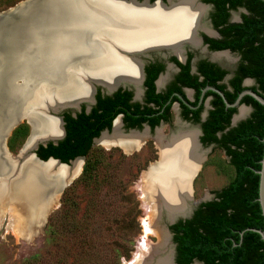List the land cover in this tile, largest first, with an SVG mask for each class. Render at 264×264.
Here are the masks:
<instances>
[{
    "label": "bare ground",
    "instance_id": "1",
    "mask_svg": "<svg viewBox=\"0 0 264 264\" xmlns=\"http://www.w3.org/2000/svg\"><path fill=\"white\" fill-rule=\"evenodd\" d=\"M44 2L40 7L43 9L41 12L38 6H32L30 11L32 21H36V29L44 31V38L37 41V37V42L34 41L33 44L34 51L21 66L19 76L22 84L7 83L0 98V139L17 124L15 115L19 112L18 109L22 107L23 113L26 106L31 107L26 110V116L33 129L26 148L42 138L60 134L58 122L53 118H46L42 111L47 106H62L73 99L84 100L86 88L89 91V81L102 83V78L122 72L128 81L139 84L138 65L122 56L118 49L134 51L165 47L179 52L184 43L198 47L195 31L204 26L201 21L205 9L196 5V0H169L171 7L168 10L161 9L159 5L146 8L123 3L106 8L86 0ZM17 27L20 28L21 25L17 24ZM95 38H100V41L97 42ZM22 55L26 56V53L20 56ZM65 68L68 71L69 68H74V71L64 73ZM42 77L48 79L44 80ZM53 83L57 84L60 91L56 94L47 93L45 87ZM37 86H41L40 93L36 91ZM43 100L44 103L48 101L49 105L45 103L42 106ZM112 133L103 135L101 142L105 145H118L126 152L139 146L147 135L146 132L144 135L136 133L122 136L119 125ZM196 140L197 132L164 136L159 131L156 135L160 160L143 174L141 190L145 195L150 220L145 227L147 233L154 232L160 238V243L156 245L159 248H165L167 244V235L158 227L159 223L164 219L173 220L184 215L193 202L191 183L202 159L201 147ZM81 164L82 161L77 160L72 167L63 171L53 163L40 167L29 161L30 175L17 186V192L11 198L12 203L19 204V200L26 197L29 217H38L36 222H40L48 207L56 201L61 183V178L47 181V175L74 176L80 171ZM4 170L5 164L0 161V173ZM19 207L23 210V207ZM45 209L44 215H41V211ZM153 226L156 228L153 229ZM157 247L144 243L141 251L134 257V262L132 260L125 264H173L171 253L167 250L161 252Z\"/></svg>",
    "mask_w": 264,
    "mask_h": 264
},
{
    "label": "trees",
    "instance_id": "2",
    "mask_svg": "<svg viewBox=\"0 0 264 264\" xmlns=\"http://www.w3.org/2000/svg\"><path fill=\"white\" fill-rule=\"evenodd\" d=\"M153 1V0H151ZM164 1V0H163ZM213 6L211 21L221 38L218 40L204 37L205 42L213 43V50H230L240 55L235 71V77L230 81L231 90L225 91V86L216 85L226 71L217 76L211 69L212 64L201 62L198 65V75L191 76L189 59L185 65H180L183 84L196 92L195 105L198 96L206 86H214L225 94L229 103H233L239 93L252 90L264 98V2L261 0H203ZM242 8L246 13L241 15V22L228 24L229 11ZM176 61L175 58H172ZM177 62V61H176ZM163 70V66L155 68L149 65L145 68L147 88L145 105L128 104L130 93L117 90L111 96H102L100 90L95 95V105L86 113L85 108L72 115L63 112L64 137L56 144L48 142L39 145L34 151L37 158L47 161L49 158L59 160L63 164L77 157H84L81 181L94 179L96 162L90 158L93 149V139L107 129L110 130L113 119L122 114L125 127L140 129L148 122L151 128L158 125L159 120L168 121L170 108L165 109L166 116L157 114L168 97L155 93L154 81ZM200 76L202 80L199 81ZM254 80L251 87L242 86L244 79ZM217 79V80H216ZM179 91V89H178ZM181 93V92H180ZM207 96H213L206 120L201 123L202 136L200 142L204 146L214 144L223 151L233 168V178L223 188L214 192L212 200L202 202L194 210L192 216L180 220L169 227L175 245L176 264H264V241L256 230L264 232V218L258 202L260 161L263 156L264 143V106L253 97L245 95L241 104L251 106L252 112L248 118L228 131L230 118L235 113L234 108H225L222 98L212 91ZM172 98V102L176 101ZM153 104L152 107L148 104ZM187 112L190 109L181 104ZM200 107L194 112L193 121L198 123ZM186 116V115H185ZM187 117V116H186ZM154 121V123H152ZM127 122H130L127 124ZM27 124H19L11 133L9 147L14 141L27 136ZM67 194V190L63 195ZM73 204L63 202V207ZM48 234L51 242L58 245L60 233L55 223L49 220ZM115 256H119L115 253Z\"/></svg>",
    "mask_w": 264,
    "mask_h": 264
},
{
    "label": "rangeland",
    "instance_id": "3",
    "mask_svg": "<svg viewBox=\"0 0 264 264\" xmlns=\"http://www.w3.org/2000/svg\"><path fill=\"white\" fill-rule=\"evenodd\" d=\"M25 1L0 0V13ZM197 3L207 6L203 0H197ZM205 12L208 19L211 7H206ZM8 14L17 16L14 12ZM234 16L235 12L231 14V19ZM43 35V30L27 24L20 28H11L9 22L0 17V98L7 83L22 84L19 71L30 56H20V50L26 49L28 44L42 41ZM192 51L195 56L199 55L197 50ZM229 56L233 63L229 62L231 64L228 63L225 68L232 70L236 64V56ZM220 63L224 65L226 62L222 59ZM253 84V81L246 83L248 86ZM239 109L242 114L237 122L246 119L251 111L250 107L244 105ZM206 110L207 105L203 112ZM61 113L62 111L49 114L60 116ZM171 114L172 122L156 128L155 131H148L146 128L137 130L139 135L146 132L147 135L139 146L130 151L126 152L115 144L105 145L101 141L93 143L89 157L96 162L94 179L79 180L82 170L75 174L72 182L48 207L40 222H36L38 217H29L26 197L19 200V205L12 203L14 193L3 195L0 192V264H125L135 260L134 257L141 251L144 243L157 247L160 238L154 232L147 233L145 227L150 220L141 181L143 174L160 160L156 131L161 130L167 136L176 131L178 110H172ZM26 119L27 117L23 118L20 124L28 125L27 136L15 140L11 145L13 149L9 147L11 134L6 140L7 149L12 155L18 154L29 136L30 125ZM191 128L199 130L198 125H192ZM112 131L113 129L106 135ZM120 132L124 130L121 128ZM199 137L198 135V139ZM201 152L200 166L191 183L193 209L194 202L212 200L214 192L228 184L234 175L223 151L215 146H202ZM85 161L86 158L83 159V165ZM2 186L0 184V191H4ZM66 190L67 194L63 195ZM69 200L73 204L63 207V202L67 203ZM45 211L46 209L41 211V215ZM49 220L58 227V245L53 244L49 237ZM158 227L167 235V244L165 248H157L161 252L167 250L171 253L175 262L172 236L162 222ZM115 253L119 256H115Z\"/></svg>",
    "mask_w": 264,
    "mask_h": 264
},
{
    "label": "flooded vegetation",
    "instance_id": "4",
    "mask_svg": "<svg viewBox=\"0 0 264 264\" xmlns=\"http://www.w3.org/2000/svg\"><path fill=\"white\" fill-rule=\"evenodd\" d=\"M149 1L153 2L155 0H153V1L149 0ZM164 1H166V0H164ZM207 5L209 7H211V12L209 13L208 19H207L208 23H209V26L206 27V25L203 24L204 26L202 27V29H204L205 32L206 31L207 32L206 33H204V32H200L199 33V37L202 39V43L200 44L198 39H197L198 44H199L198 47L194 46V45H192V47L191 46L185 47L184 57H182L180 55V50H179V52L175 51L178 54V56L175 55V54H170V55L164 57V55H162L163 53H150L147 57H141L140 59L143 62V78H142V80H141V78L139 79V84L138 85H136L135 83H133L131 81H128L129 79L127 77H125L126 78L125 79L124 78L125 74L122 73V72H117L118 73V74L116 73L117 75H113L114 74L113 73V74H111L109 76V78H107V77L102 78L101 82L107 88L110 89L116 84H118L119 87L115 91H113V92H111L109 94H107L104 91V89H102L101 87H96L94 95H93L94 103L91 105L90 110L95 105V102H96L95 101V95H96L98 89L100 90V93H101L102 96H111L117 90L121 89L122 91H126V92L130 93V96H129L128 101H127L128 104L139 103L142 106L145 105V97H146V93H147V88L144 86V81L146 79L145 68L147 66H149V65H154L155 68H158L159 66H163V70L158 74L157 78L154 81L155 93L163 94V96L168 97V99H166L164 101L163 106L159 110V112L157 114H154V115L157 116L159 114H163L164 117H165L166 116L165 109H166V107L168 105H170V108L167 111L168 113H170V119L168 121H164L163 119L159 120L158 125L155 126L154 128H151L149 126V123L145 122V123H143L141 125L142 127L140 129L148 128V131H155L156 128H158V127H160V126H162L164 124L171 123L172 122L171 111L174 110V109H177L178 110V118H177V122H176L177 128H176V131H174L172 133V135H174V134L175 135H179V134L185 133V132H197L198 143L200 144L201 147L204 146L200 142V137L202 136L201 123H203L206 120L210 110L212 109L211 103L213 102V99H214L213 96H207L205 98V94H206L207 91H212L214 93H217L215 90H217L219 92H221V91L218 88L214 87V86H206L205 88H203L201 90V92H200V94L198 96L197 103L195 105H192V103L195 101V98H196V92H195V90L193 88L187 87L185 84H183L184 80L180 76V72H181L180 65H185L188 62V59H189V56H190L188 74L191 75V76H197L198 75V65L201 62H205V63H209V64L214 65L215 67L211 66V69L216 72L217 76L218 75L220 76L222 74L221 73L222 71H226V74H224L221 78H219V80L216 79L217 80L216 81V85L225 86L224 90L225 91H230L232 89L230 81L235 77V71H236L237 65H238L239 60H240V55L239 54L231 52L228 49H226V50H213V49H211V47H213V43L205 42L204 37H207L209 39H214V40H218V39L221 38V35L219 34L218 30L215 29V27L213 26L212 21H211V14L213 12V6L211 4H207ZM233 12H235V16L233 17V19H231V14ZM244 13H246V11L244 9H242V8H237L236 10L229 11V17L227 19V23L228 24H232V23L241 22V15L244 14ZM201 23H203V19H202ZM198 28H201V27H198ZM198 28H196V30ZM213 32H216L217 36L214 35ZM192 50H197L199 55L195 56V54H194V52ZM229 55H235L236 56V64H235V66L233 67L232 70L225 68V65L227 66V64L229 62L233 63V60H231ZM172 58H175V60L177 62L173 61ZM222 59L225 60V62H226L224 65H222L220 63V61ZM218 60H220V61H218ZM133 63L136 64L135 62H133ZM231 63H229V64H231ZM118 79H121V80H118ZM247 79H250V78L244 79L243 82H242V86L251 87L252 85L248 86V85L245 84V80H247ZM140 80H141V82H140ZM200 80H202L201 76L199 78V81ZM250 80L254 82L253 79H250ZM115 81H117V82H115ZM123 83H127V85H122ZM84 86H85V83H84ZM85 88H86V86H85ZM178 89H179V91H178ZM88 92L89 91L86 88V94L87 95H86V97H83V98L88 99V97H89ZM221 93L223 94L225 100L227 101V99L225 97V94L223 92H221ZM217 94L221 97V95L219 93H217ZM173 97H176L177 100L172 102V98ZM45 100L49 101V99H47V97H45ZM45 100L42 101V104H41L42 106H44V104L46 103V102L44 103ZM222 100H223V98H222ZM48 101L46 103L47 105H49ZM223 102H224V100H223ZM233 103H229V104H233ZM181 104L184 105L185 107H187L188 109H190L191 112H187L185 109H183L181 107ZM224 104H225V102H224ZM240 104H241V101H240ZM206 105H207V110L205 112H203V109H204V107ZM148 106L152 107L153 104L150 103V104H148ZM244 106L245 107H250V109H251V111L249 113V115H250L251 112H252V107L251 106H247V105H244ZM82 107L85 108V112L86 113H88L90 111V110L86 111V104H81L79 111H73V110L67 109V110H64L63 112H68V113H71L72 115H75L76 113L81 111ZM200 107H202V108H201V110L198 113L199 122L196 123V122L193 121V116H194V112H196ZM225 108L226 109H228V108H234L235 109V113L232 114V116L230 118L229 126L225 129V131H228L231 128L236 127L243 120H240L239 122H237V120H239L241 118V117H239L240 114H242L239 111L240 110L239 109L240 106L239 107H227L226 104H225ZM63 112L61 113V115L63 114ZM61 115H60V117L62 118ZM117 117H119V118L117 119ZM235 117L236 118L239 117V118L234 119ZM48 119L49 120H53L52 118H48ZM62 122H63V120H62ZM129 123L130 122H127V124H129ZM152 123H154V121ZM117 125H119V129L122 128L124 130V132L130 130V129L125 127L126 124H125V122L123 120V115L122 114L117 115L113 119L111 128H110V130H108V133H110V131L112 130L113 127H114V130H115ZM192 125H198L199 126V130H197V131L193 130L191 128ZM31 126H32V129H33V125L32 124H31ZM62 128L64 130V122L62 124ZM134 129L135 130H140V129H136V128H134ZM105 130H107V129H105ZM114 130H113V132H114ZM158 131H161V130H158ZM158 131H156V133H155L156 135H157ZM60 134H61V128H60ZM64 135H65V131H64ZM198 135L200 136L199 139H198ZM164 136H167V135H164ZM168 136H170V135H168ZM98 141H101V139H99ZM50 142H52V141H50ZM52 143H54V142H52ZM56 143H54V144H56ZM209 146H215V145L214 144H210Z\"/></svg>",
    "mask_w": 264,
    "mask_h": 264
},
{
    "label": "water",
    "instance_id": "5",
    "mask_svg": "<svg viewBox=\"0 0 264 264\" xmlns=\"http://www.w3.org/2000/svg\"><path fill=\"white\" fill-rule=\"evenodd\" d=\"M87 2L93 4V5H99V6H103L106 8H111V6L115 7L114 4L116 3H123L126 5H130V6H145L146 8H152L154 5H159V7L163 10H168L171 7V3L169 2V0L163 1V0H155L153 2H150L149 0H86ZM264 2V0H261ZM44 0H26L25 2H23V4H19L13 8H9V10L7 11H3L0 13V17L5 19V22H9V26L11 28L16 27L17 24L19 25H24L27 24L29 25V27H36V21H32V13H30L32 6L36 7L38 6V8L40 9V7H42ZM45 3V2H44ZM196 5L203 7L204 9H206L207 6H203L202 4L197 3L196 0ZM43 9H40V12ZM9 12H14L15 15H17L16 17H13L12 15L8 14ZM203 22L204 24L207 26H209L208 20H207V13L205 12L204 18H203ZM200 32H204L206 33L204 30L202 29H197L195 31V35L196 38L198 39L199 43H202V39L199 37V33ZM214 35L217 36L216 32H213ZM95 40L100 41V38H95ZM189 46L188 44L184 43L181 48H180V55L182 57H184V53H185V47ZM35 46L28 44L26 49H22L21 50V54H24V52L26 53V56H29V54H32V52L34 51ZM122 56L126 57L127 59H129L130 61L135 62L138 65V73H139V77L143 78V62L140 59L141 57H147L150 53H163L162 55L168 56L170 54H175L178 56V54H176L174 51L167 49L165 47H153V48H147L144 50H132V51H123L118 49L117 50ZM23 56V55H22ZM72 63H75L74 61ZM75 65V64H74ZM77 66V65H76ZM75 66V67H76ZM74 67V66H73ZM68 71V68L63 69V72L66 73ZM72 71H74V68H69L68 72L73 73ZM21 79V77H20ZM42 79H48L47 77H42ZM140 80V82H141ZM250 79L245 80V84L247 82H250ZM49 82V81H48ZM50 83V82H49ZM47 85V84H46ZM122 85H127V83H123ZM88 86H89V97L88 99H73L72 101H68L69 103H66L62 106H47L44 108V110L42 111L43 114L45 115V117L47 118H53L54 120H56L61 128V134L59 136H53V137H45L42 138L40 140H38L37 142H35V144L28 148L27 147V142L30 140V137L32 135V128L30 126V134L26 140V142L24 143L23 147L20 149V151L18 152V154L16 155H12L6 146V140L8 138V136L11 134V132L13 131V129L15 127H17L21 122L22 119L27 117L26 116V110L28 111L29 109H31L30 106H26L25 107V111H23V113H21V108L18 109L19 112H17V114L15 115V117H17V124H15L10 130L9 132L4 135V137L2 136L0 139V161L3 162L5 164V170L3 172L0 173V184L3 185L2 187L4 188L3 193H14L15 191L17 192V186L22 184L23 182L26 181L27 176H29V166H28V162L29 161H33L34 164H36L37 166L43 167L46 164L49 163H53L58 167H61L63 169V171L68 170V168H70L73 163H75L77 160H81L82 164H81V168L80 171L82 170V165H83V159L84 157H77L73 160H71L69 162V164H63L61 163L59 160L53 159V158H49L47 161H42L39 158H37L36 154L34 153V151L38 148L39 145H45L47 142H54L56 143L58 140L62 139L64 136V130L62 128V118L60 116H51L49 113H53L56 114L58 112H63L64 110L70 109L73 111H79L80 110V106L81 104H86V111L90 110L91 105L94 103V92L96 87H101L102 89H104V91L109 94L113 91H115L119 85H115L113 86L111 89L106 88L102 83H100L99 81H89L88 82ZM38 88V86L36 87ZM35 88V90H36ZM211 89V88H210ZM41 86L36 90L38 93H40L41 91ZM207 90V89H206ZM214 90V89H213ZM45 91L47 93L50 94H56V92L60 91L59 87L57 86V84H48L45 87ZM205 91V90H204ZM217 93H219L221 95V97L223 98L225 104L227 107H241L243 106V104H240L241 99L245 96V95H249L251 97H253L258 103H260L261 105L264 106V98L262 96H260L259 94L253 92L252 90H244L243 92H241L238 97L236 98L235 102L233 104H229L223 94L217 90H215ZM119 117H117L118 119ZM239 118V117H237ZM236 117L234 119H237ZM27 123L30 125V122L28 120V118L26 119ZM113 129V128H112ZM148 130V128H146ZM108 133V130H104L103 132H101L100 136L96 139L93 140V143H96L103 135H106ZM137 130L135 129H130L127 132H121L122 136H127L130 134H136ZM262 142L264 143V138L262 140ZM198 143V142H197ZM199 147L200 144L198 143ZM71 165V166H70ZM260 170L257 171L258 175H259V188H258V202L260 205V209H261V213L262 216L264 218V147H263V156L262 159L260 161ZM68 174L66 175H56V174H52V175H47V181L49 180H57L60 179V186L57 190V198L59 197V195L62 193V191L65 189V187L67 185H69V183L72 182L73 177L74 176H69L67 177ZM63 178V179H62ZM46 186V185H45ZM202 203V202H194L193 205L195 206V208H192V205H190L189 209L187 210V212L184 215H180L176 218H174L173 220H163V224L166 225V230L169 232V234L172 236V233L169 230V227L173 224H175L176 222L180 221V220H185L188 219L192 216L194 210L198 207V205ZM192 204V203H191ZM257 233L260 234L262 240L264 241V232L260 231V230H256ZM172 255V254H171ZM172 263L176 264L173 260L172 257Z\"/></svg>",
    "mask_w": 264,
    "mask_h": 264
}]
</instances>
